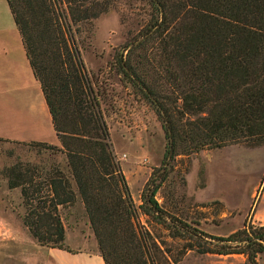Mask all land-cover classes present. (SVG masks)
Instances as JSON below:
<instances>
[{"label":"trees","instance_id":"1","mask_svg":"<svg viewBox=\"0 0 264 264\" xmlns=\"http://www.w3.org/2000/svg\"><path fill=\"white\" fill-rule=\"evenodd\" d=\"M117 1L7 0L60 145L25 143L63 154L67 167L66 174L59 164L46 170L18 161L1 170L8 188L20 189L23 225L39 244L69 249L59 206L79 198L105 264H177L192 249L243 254L245 264H258L264 222L245 219L227 235L195 232L155 195L179 156L264 144V0H138L140 26L108 62L152 108L164 134L161 164L138 205L110 141L102 86L88 76L75 40L81 25L92 27ZM139 214L166 226L172 238L198 242L171 257Z\"/></svg>","mask_w":264,"mask_h":264},{"label":"rangeland","instance_id":"2","mask_svg":"<svg viewBox=\"0 0 264 264\" xmlns=\"http://www.w3.org/2000/svg\"><path fill=\"white\" fill-rule=\"evenodd\" d=\"M140 5L138 0H118L108 12L93 20L92 27L81 25L75 34L88 76L97 77L102 86L101 108L110 141L136 205L141 203L140 192L151 172L161 164L165 139L152 108L135 98L130 86L122 85L119 76L109 70L108 62L129 35L138 30L144 16ZM18 161L46 170L53 163L59 164L67 172L61 153L51 154L40 146L0 139V178L6 181L1 170ZM159 175L161 173L156 174L155 181ZM263 175L264 144L204 149L177 157L155 198L167 212L187 222L194 231L227 235L241 227L245 219L249 220L245 215L252 191L256 184L264 185ZM4 185L0 188V197L9 195L14 202L10 207L21 215L25 209L23 204L17 206L18 193L6 189L7 181ZM65 208L61 209L62 215L72 226L71 210ZM146 220V216L139 214L140 224L152 232L159 245L163 243L161 248L170 250L171 257L177 256L183 245L198 242V238L189 235L185 239L172 238L166 226ZM82 227L86 231V227ZM245 260L243 254L198 253L192 249L183 253L177 264H245Z\"/></svg>","mask_w":264,"mask_h":264},{"label":"crops","instance_id":"3","mask_svg":"<svg viewBox=\"0 0 264 264\" xmlns=\"http://www.w3.org/2000/svg\"><path fill=\"white\" fill-rule=\"evenodd\" d=\"M0 138L60 145L7 0H0ZM0 181L6 184L4 179L0 178ZM6 189L18 193L17 206L22 207L20 189L7 186ZM133 200L136 202L135 197ZM13 203L9 195L0 197V264H105L79 198L67 207L71 210L69 220H72V226L62 215L61 209L66 208L59 206L65 228L64 244L69 249L39 244L23 225L18 211L10 207ZM246 216L253 222H264L262 183L253 188ZM81 225L86 227V231ZM257 259L259 264H264V252Z\"/></svg>","mask_w":264,"mask_h":264}]
</instances>
